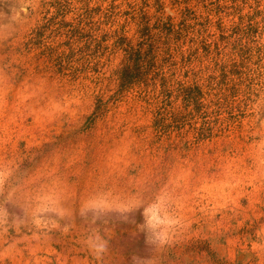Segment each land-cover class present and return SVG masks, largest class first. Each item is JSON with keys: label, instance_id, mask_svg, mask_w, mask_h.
I'll return each instance as SVG.
<instances>
[{"label": "rangeland", "instance_id": "obj_1", "mask_svg": "<svg viewBox=\"0 0 264 264\" xmlns=\"http://www.w3.org/2000/svg\"><path fill=\"white\" fill-rule=\"evenodd\" d=\"M55 1L0 0V264H264L263 28L251 81L203 120L174 123L181 98L117 93L111 78L120 54L105 32L131 37L121 12L151 15L155 0H66L58 13ZM159 1L174 24L184 9L194 24L158 52L154 73L169 79L237 53L244 15L264 23V0ZM83 4L121 5L93 33L107 48L51 61L77 38L62 24Z\"/></svg>", "mask_w": 264, "mask_h": 264}, {"label": "trees", "instance_id": "obj_2", "mask_svg": "<svg viewBox=\"0 0 264 264\" xmlns=\"http://www.w3.org/2000/svg\"><path fill=\"white\" fill-rule=\"evenodd\" d=\"M65 1H55L48 4V6L56 8V13H58L65 7ZM154 4L156 9L151 15L143 11L141 7L137 8L136 5L131 4L126 5L127 9L121 12L124 16L132 13L133 18H135L133 20H136V30L131 37H127L121 27L113 29L111 32H105V35L111 37L112 50L120 54V61L111 73V78L118 85L117 93H122L137 85L141 87L142 92H151L164 97H170L173 94L175 98H181L183 104L168 116L172 122H178L184 114L196 118L201 117L203 120L202 115H205L208 110L220 105L221 101H225L230 97L232 91H236L247 80L251 81L247 75L250 72L252 59L257 56L259 62L261 60L259 54L263 53L264 46L262 48L256 46L258 42L255 39L263 34L264 23L260 26L261 21L256 20L257 17L253 12L244 15L243 19H246V23L238 22L233 25V29L240 32L241 35L236 40L238 43L237 53L235 52L234 55L229 56L221 63H215L211 68L192 73L193 78L190 81L169 79L154 73L155 69L161 68L156 65L158 52L162 46V52L170 56V37L173 35L182 36V31H185L188 27L193 28L194 24L190 23V17L187 16L186 12H183L185 9L180 11L182 18V20L180 18V21L182 22L179 25V23H173V17L164 15L159 0H155ZM120 7L121 5L111 4L108 8L102 10L100 6L90 7L88 4H83L78 8L79 12L74 25L71 22L62 24L63 28H67V34L70 37H77L73 41L76 47L73 48L74 44L72 43V46H68L66 51L63 50L54 58L52 55L50 57L51 61L65 59L66 64L69 65L72 63L77 51L89 52L96 48L99 52L107 48V45H104V39H98L93 33L98 30L101 32V26L106 25L107 19L114 16L113 11ZM96 17L98 19L93 22L92 27L85 33V19L92 21ZM53 19L54 17L46 19L45 24L35 32L34 37H39L43 29L51 26ZM151 21L153 22L151 23ZM260 27L263 28L262 33L259 32ZM177 37L174 36L173 39L177 40ZM83 38L84 40H81ZM37 44L39 43L37 42ZM253 45L255 46L253 47ZM205 53H208V51H205ZM188 73L189 71L184 72L183 77L187 78ZM215 90L217 91L214 93ZM89 119L87 118L88 125L86 127H91L93 124L91 122L93 119H90V121ZM205 124L206 122H202L201 127H204Z\"/></svg>", "mask_w": 264, "mask_h": 264}, {"label": "bare ground", "instance_id": "obj_3", "mask_svg": "<svg viewBox=\"0 0 264 264\" xmlns=\"http://www.w3.org/2000/svg\"><path fill=\"white\" fill-rule=\"evenodd\" d=\"M154 218H157V217H155L154 213L153 212L149 213V221L154 219Z\"/></svg>", "mask_w": 264, "mask_h": 264}]
</instances>
